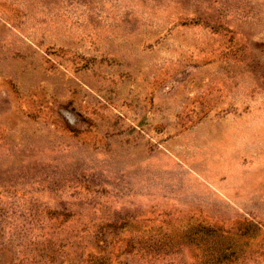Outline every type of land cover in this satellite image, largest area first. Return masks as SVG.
Masks as SVG:
<instances>
[{
  "label": "rangeland",
  "instance_id": "1",
  "mask_svg": "<svg viewBox=\"0 0 264 264\" xmlns=\"http://www.w3.org/2000/svg\"><path fill=\"white\" fill-rule=\"evenodd\" d=\"M0 264H264V0H0Z\"/></svg>",
  "mask_w": 264,
  "mask_h": 264
}]
</instances>
